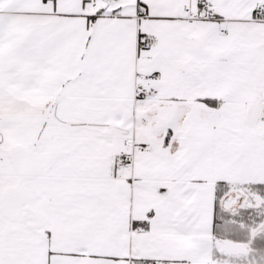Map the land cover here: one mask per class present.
<instances>
[{
	"label": "snow or ice",
	"instance_id": "6c2138e0",
	"mask_svg": "<svg viewBox=\"0 0 264 264\" xmlns=\"http://www.w3.org/2000/svg\"><path fill=\"white\" fill-rule=\"evenodd\" d=\"M0 264H264V0H0Z\"/></svg>",
	"mask_w": 264,
	"mask_h": 264
}]
</instances>
